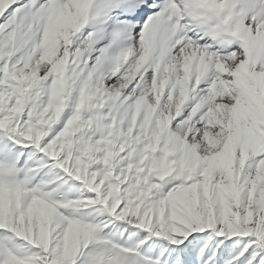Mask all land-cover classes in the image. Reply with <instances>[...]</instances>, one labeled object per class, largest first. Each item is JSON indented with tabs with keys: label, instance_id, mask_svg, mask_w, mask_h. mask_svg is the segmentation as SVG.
<instances>
[{
	"label": "snow or ice",
	"instance_id": "obj_1",
	"mask_svg": "<svg viewBox=\"0 0 264 264\" xmlns=\"http://www.w3.org/2000/svg\"><path fill=\"white\" fill-rule=\"evenodd\" d=\"M0 264H264V0H0Z\"/></svg>",
	"mask_w": 264,
	"mask_h": 264
}]
</instances>
